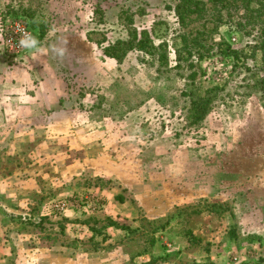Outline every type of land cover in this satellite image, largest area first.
Here are the masks:
<instances>
[{
	"label": "rangeland",
	"instance_id": "obj_1",
	"mask_svg": "<svg viewBox=\"0 0 264 264\" xmlns=\"http://www.w3.org/2000/svg\"><path fill=\"white\" fill-rule=\"evenodd\" d=\"M175 3L0 0V177L28 179L29 163L42 156L36 173L46 183L34 204L22 195L20 207L0 209V264H264L257 31L237 26L243 11L225 15L215 35L221 46L196 61L192 85V70L175 68ZM13 18L37 41L16 56L1 34ZM133 27L167 42L165 71L139 51L122 61L104 54ZM227 45L238 58L225 55ZM9 80L40 88L39 103L1 105L17 90ZM192 97L211 99L200 120ZM74 160L90 171L66 176ZM56 201L71 205L59 213Z\"/></svg>",
	"mask_w": 264,
	"mask_h": 264
},
{
	"label": "trees",
	"instance_id": "obj_2",
	"mask_svg": "<svg viewBox=\"0 0 264 264\" xmlns=\"http://www.w3.org/2000/svg\"><path fill=\"white\" fill-rule=\"evenodd\" d=\"M172 8V7H171ZM179 22V31L175 38L180 41L176 45V69L187 68L188 78L193 79L199 71L196 61L202 60L211 53L216 42L215 35L218 28L225 21V15L230 16L233 11H243L241 19L237 26L242 29L250 27V31H257L258 42L254 50L260 53L261 62L264 67V0H176L173 7ZM105 40L96 41L100 46ZM106 56L122 61L130 51H139L146 55L148 64L164 70L169 67V54L167 42L155 44L152 33L147 29L138 30L133 27L129 30V38L126 40H117L113 44L103 48ZM225 55L234 54L239 57L237 50L226 46L223 49ZM256 86L264 95V74L256 82ZM186 94H195L193 91ZM211 99L192 97V111L195 120H200L208 110V103ZM154 243V239H150Z\"/></svg>",
	"mask_w": 264,
	"mask_h": 264
},
{
	"label": "crops",
	"instance_id": "obj_3",
	"mask_svg": "<svg viewBox=\"0 0 264 264\" xmlns=\"http://www.w3.org/2000/svg\"><path fill=\"white\" fill-rule=\"evenodd\" d=\"M19 71L20 72H16V70L14 72L11 71L9 76L15 77L13 75L20 74L21 70ZM3 81H4V78L1 76L0 82L2 84H3ZM17 82L18 83L14 84L13 80H9L8 82L6 81L5 83L6 85H9L10 87L14 89L16 88L17 90L16 91L14 90L13 92H11L12 93L11 95L2 96L4 100H2L1 105L11 106V107L17 106L19 109H22V107L24 108L25 106L37 105L39 103L37 92L40 91V88L38 90V87H35V85L28 84L27 86L24 84H20L18 80ZM26 87L28 88L30 93H28V98L25 99V97H20L18 94L20 93L19 91L21 89L26 88ZM19 112L21 114L22 110H20ZM50 151L52 150L50 149ZM39 153L44 154V159L53 157V154H51L50 152L42 151ZM41 159H42V156H39L38 160L35 161L34 159V163H29L30 167L28 168V170L32 173L28 179H24V177H22V174L20 172L16 173L13 176L8 175V177H5L4 175H2V177H0V209L1 211L8 210L9 208L14 210L17 207H20V204L24 200H26V198H22V195H28L27 197L28 204L35 203L34 200L36 199L37 193H39L43 189L45 190L44 186L46 185L45 182H42V186H41V181L39 183V179L41 178H38V174L36 173V170H40V167L39 165H37V163ZM83 162H86V161L83 160ZM83 162L82 160L69 161L66 164V166H68L66 169L68 174H66V176L68 175L69 177H74L76 175L82 174L83 171H90L89 168L85 166V164H82ZM95 174H98V173H95ZM106 174H108L106 170L100 173V175H106ZM10 181L13 182L14 184L13 187L9 186L8 183Z\"/></svg>",
	"mask_w": 264,
	"mask_h": 264
},
{
	"label": "built area",
	"instance_id": "obj_4",
	"mask_svg": "<svg viewBox=\"0 0 264 264\" xmlns=\"http://www.w3.org/2000/svg\"><path fill=\"white\" fill-rule=\"evenodd\" d=\"M1 34L2 44L11 56H16L28 48L21 44L22 40L34 38L32 28L21 18L9 20L2 26ZM70 205L66 201H56L53 202L51 208L56 212L63 213L69 209Z\"/></svg>",
	"mask_w": 264,
	"mask_h": 264
},
{
	"label": "clouds",
	"instance_id": "obj_5",
	"mask_svg": "<svg viewBox=\"0 0 264 264\" xmlns=\"http://www.w3.org/2000/svg\"><path fill=\"white\" fill-rule=\"evenodd\" d=\"M37 41L35 38H32L31 40H22L21 44L25 47L32 48L36 45ZM60 55H63V50L60 51Z\"/></svg>",
	"mask_w": 264,
	"mask_h": 264
}]
</instances>
